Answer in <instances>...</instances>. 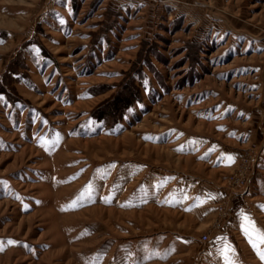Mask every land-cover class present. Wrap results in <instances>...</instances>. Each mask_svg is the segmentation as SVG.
I'll return each instance as SVG.
<instances>
[{"label": "rangeland", "instance_id": "1", "mask_svg": "<svg viewBox=\"0 0 264 264\" xmlns=\"http://www.w3.org/2000/svg\"><path fill=\"white\" fill-rule=\"evenodd\" d=\"M244 214L264 0H0V264H264Z\"/></svg>", "mask_w": 264, "mask_h": 264}, {"label": "snow or ice", "instance_id": "2", "mask_svg": "<svg viewBox=\"0 0 264 264\" xmlns=\"http://www.w3.org/2000/svg\"><path fill=\"white\" fill-rule=\"evenodd\" d=\"M225 158L229 163L233 161V158L230 155L226 156ZM243 221H244V224L242 225V227L244 228L245 234L249 237L250 243L252 244L253 248L257 250V254L260 256L261 260H264V249L259 248L260 244H264V229L258 228L255 225V222L246 214L243 215ZM253 237L255 238L253 239ZM8 243H16V242L8 241ZM2 245H3V242L0 241V250H2ZM228 251L229 250L227 248L224 249V255L226 257H227ZM153 255H157V253H153ZM228 264H233V262L229 261Z\"/></svg>", "mask_w": 264, "mask_h": 264}, {"label": "trees", "instance_id": "3", "mask_svg": "<svg viewBox=\"0 0 264 264\" xmlns=\"http://www.w3.org/2000/svg\"><path fill=\"white\" fill-rule=\"evenodd\" d=\"M141 97L140 90L136 86L124 87L119 90L112 99L108 102L110 105L109 110L114 112V114L120 112L123 113L126 109L133 105L136 100ZM110 115V114H109ZM106 113L98 114V118L103 119L109 116Z\"/></svg>", "mask_w": 264, "mask_h": 264}, {"label": "built area", "instance_id": "4", "mask_svg": "<svg viewBox=\"0 0 264 264\" xmlns=\"http://www.w3.org/2000/svg\"><path fill=\"white\" fill-rule=\"evenodd\" d=\"M256 162V156L254 154H249L248 157H246L243 160V169H242V179L249 173V171L252 170L253 164ZM222 209V208H221ZM220 209V210H221ZM222 211V210H221ZM202 239L204 241H207L209 239V236L207 234L202 235Z\"/></svg>", "mask_w": 264, "mask_h": 264}]
</instances>
